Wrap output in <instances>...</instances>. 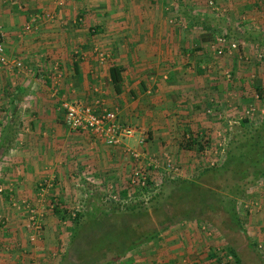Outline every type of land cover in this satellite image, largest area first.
<instances>
[{
  "label": "crops",
  "instance_id": "0c3cea01",
  "mask_svg": "<svg viewBox=\"0 0 264 264\" xmlns=\"http://www.w3.org/2000/svg\"><path fill=\"white\" fill-rule=\"evenodd\" d=\"M66 1L62 14L59 15V10L58 14L53 13L54 15L49 17L47 14L54 9H52L54 0H0V26L5 34L4 42L8 57L20 60L26 68L35 71L42 67L53 69L52 67L61 65L64 67L63 70H69L71 75L68 80L66 78L60 81L62 92L75 93L76 86L79 87L78 92L81 94L78 96L63 94L61 106L65 100L77 101L92 105L100 113L112 109L110 106L118 102L120 122L136 127V133L121 144L108 145L92 132L71 129L64 120L65 128L57 118L60 110L58 98L47 95L50 92L49 86L41 81H34L35 79L28 77L29 74L24 71L14 76L15 70L20 71L22 67L0 64V93H3L6 87L12 86L11 89L18 94L17 97L11 98L13 115L16 114L15 109H19L17 114L21 115L23 127L34 118L36 126L40 123L36 128L25 127L18 138V145L12 141L15 137H11V132L8 133L7 130L0 132V151L13 150L9 148L13 144L16 145V150L22 153L19 154V158L22 159L19 168L14 167L18 169L19 174L14 179L15 183H11L21 196L32 197L41 178L60 174L62 185L66 186V189L69 188L68 195L65 192L61 193L63 186L58 189L61 197L76 196L77 199L80 191L72 187L76 181L71 177L75 176L72 175L76 174L74 170L77 171L78 166L95 170L99 178L98 189L101 191L105 182L113 181V178L120 176L116 172L117 168H121L127 159H132L126 154V147L140 153L144 160L154 154H169L172 158L175 155L177 158L184 155L185 148L181 144L185 140V135L188 136L192 132L202 137L203 130L207 131L211 126L218 124L211 122L210 117H204L202 112L203 105L209 103L208 93L212 87L214 88L211 89V93L216 97L215 107L218 110L215 119L221 118V121L227 118L234 119L231 130L239 129L238 124L246 118L252 121L251 118L256 117L257 119L253 118L256 125L261 122L259 120L264 119L262 114L264 100L256 98L258 91L255 85L256 83L263 88L264 94L262 72L264 65L260 67L261 73L256 75L252 73L256 66L251 64L253 50L256 52V49L262 48L261 51H264V18L261 17L264 5L261 10L259 9L260 12L256 9L264 0L221 1L222 4L228 3L226 8L231 14L240 6L246 8L248 14L244 16L238 14L237 22L234 21L236 18L232 20L233 18L221 15L212 18L215 22H222L228 26L225 31L229 33L227 35L229 40L240 41L239 49L220 57L224 59L216 60L218 77L213 78L215 79L212 82L213 86H210L208 80H203L205 72L203 67L206 66L192 62L187 56V62L179 57L191 47V43L189 31L174 24L175 15L165 13V4L171 0L166 3L161 1L158 5L147 0H120L119 6L117 0H84L76 9L70 5L71 0ZM181 6L191 8L190 4L187 6L179 3V7ZM80 12H86L85 22L92 26L91 29L100 30L92 39L88 37L89 41H85V36L79 33V30L85 31L84 29L74 27L78 19H74L73 15ZM207 15L209 14H204V17L200 14L193 16H196L195 22H200L208 19ZM56 16L58 17L55 18ZM184 16L180 18L182 21H194L191 20V15L187 16L188 18ZM60 23H63L65 28L62 32H59L57 27ZM74 30L78 31L77 35ZM96 36L98 39L103 38V41H97ZM90 41L93 47L98 44L105 51H108L105 48L108 45L117 48L120 59L118 65L126 68L120 93L112 86L110 67L113 63L107 64L98 58L95 52L97 46L95 50L90 49L93 48L91 45L86 47L85 44ZM73 44H77L75 49L72 47ZM74 52L80 54L73 56ZM189 62L191 64L187 66ZM33 81L39 88L38 93L31 97L28 94V86L33 84ZM85 91L86 93H83ZM2 97L5 99L4 95ZM258 108L261 111L258 112ZM245 109L248 110L246 114L248 116L244 114ZM62 112L65 119L63 109ZM33 113L36 114L34 118ZM45 120H48L47 124H44ZM228 129L221 126L223 132ZM184 164L188 165L185 162ZM34 169L42 173L41 176L35 177L36 180L34 176L27 174ZM257 182L264 183V176ZM83 188L85 190L86 186L83 185ZM253 198L256 201L253 202L254 216L251 221L254 225L257 224L255 229L262 226L261 230L264 231V188L250 194L249 200ZM202 229L203 227H196L194 224L168 226L155 238L133 247L118 260L111 259L107 263L211 264L215 262L212 259L214 253L219 252L217 248L219 240L208 239L210 237L203 234L202 243L197 232ZM45 235L47 238L41 242L42 244H47L54 236L48 217ZM37 255L40 258L41 252L34 249L31 256ZM20 259L21 257L17 260L14 257L8 260L10 264H31L30 259L26 263Z\"/></svg>",
  "mask_w": 264,
  "mask_h": 264
},
{
  "label": "rangeland",
  "instance_id": "374dc122",
  "mask_svg": "<svg viewBox=\"0 0 264 264\" xmlns=\"http://www.w3.org/2000/svg\"><path fill=\"white\" fill-rule=\"evenodd\" d=\"M71 1L70 5H73L76 9L84 0ZM147 1L154 4L157 3L158 5L161 1H165L166 3L170 0ZM221 1L223 0H171V2L166 3L168 5L165 4L164 7L165 13L172 16L175 15V25L187 30V32L189 31L188 34L191 47L184 52V55L182 54L179 56L180 59L187 62V57H189L192 62H197L200 66H206V68L203 67V71L205 70L203 80H208L210 86H213L212 82L215 80L213 78L218 77L215 68L216 60L224 59L220 57L226 55V53L219 55L215 46L218 43V38L227 34L225 29L228 27L225 23L215 22V19L212 18L221 15L223 17L233 18L232 20L236 18L234 21L237 22L239 21V19H237L239 18L238 14L242 16L248 14L246 13V8L243 6H240L231 14L229 9L226 8L228 3L222 4ZM246 1L247 0H244L243 2ZM66 3V0H54L52 7V9H54L47 15L52 17L59 10V15L62 14V10ZM179 3L187 6L190 4L191 8L189 9L192 10L193 15L200 14L204 17V14H209L207 15L209 16L207 17L209 20L203 19L196 23L190 20L182 21L183 19L181 20L180 18H182V15H185L189 9L183 6L179 7ZM119 4L120 0H117V6H119ZM262 6L263 3L262 5L260 3L259 8L257 6L256 9L260 12ZM118 8L116 9L117 12L119 11ZM85 14L86 12H80L72 15L74 19H78L74 27H76V29H84L85 31L79 30V33L85 36V41H89L87 38L90 37L92 39L93 35H98V33H100V30L98 28L94 30L91 29L92 26H89V24L85 22ZM262 14L264 15V12ZM262 14L261 17L264 18ZM57 17L58 16L55 18ZM63 25V23L57 25L59 32L65 29ZM260 25L262 26V23ZM74 31L77 35L78 31ZM96 38L97 41H103V38L98 39V36H96ZM91 42L92 41L86 43V47L92 46ZM237 42L239 43L240 41ZM76 46L77 44H73V49H75ZM96 46L98 48L95 50ZM105 48H107L108 51H105L104 48L95 44V46L90 49L95 50L98 58L102 59L105 63H115L118 65L120 59L117 48L110 45ZM261 50L262 48L256 49V52L253 50L251 64L256 66V68L252 73L256 75L261 73L260 67L264 65V59L259 56V53L262 52ZM74 53L73 56H78L80 54ZM9 59L11 61H20L14 58ZM190 64L189 62L187 66ZM23 65L24 63H22L21 66L23 68H21L22 70H15L14 76L24 71L29 74L28 77L34 78V81H41L44 85L49 86L48 91L50 92L47 95L53 96L52 98H58L57 102L60 110L57 113V118L66 128L64 114L61 109L62 96L63 94L67 96H71L72 94L73 96H78V94H80L78 92L79 87L76 86L75 93L62 92L63 89H60V81L66 78L68 80L71 76L69 70H63L64 67L56 65V67H52L53 69L50 67L41 68L40 66L39 68L41 69L35 71ZM46 65H48V63H46ZM125 69L126 68H123V72ZM262 72L264 73V70ZM230 79L232 80L233 76ZM34 81L33 84L29 83L30 86H28V94L31 95V97L34 96L33 94L38 93L37 90L39 88ZM11 88L12 86L6 87L5 91L0 93V132L6 130L8 133L11 132V137H15L12 141L17 144L18 138L21 137L20 133L23 132L25 127L31 126L36 128L39 127L40 123H37L36 126V119L34 118L36 114L33 113L32 118L34 119L26 122L23 127V120H20L21 115L17 114L19 113V109H15L14 112L16 114H14L15 116L13 115L11 111L14 107L12 106L13 103L11 98L17 97L18 94ZM95 88L96 86H94V90ZM211 89L208 93L209 98L207 99L209 103L203 105L202 112L204 117H210L211 119H207H210L211 122H218V124L211 126L207 131L203 130L202 137L200 135H194L192 132L188 136L185 135V137L192 136L198 143L192 149L184 147V155H180L178 158L175 157L176 155L173 157V160L182 169V173L176 176V179H171L168 177L169 175H165V170L163 169L164 155H149V157L147 156L144 160L140 153L126 147V154H129L132 159H127L124 161L125 164L122 163L121 168H117L116 172L119 173L120 176L113 178V181L105 182L101 187V191L98 189L100 186L98 181L99 178L96 176L95 170L92 168L84 169L82 166H78L77 171L76 169L74 170L76 174L72 175L75 176L71 177V179H75L76 181L72 184V187L78 188L80 191L77 199L76 196L73 198H70V196H68V198L61 197L58 189H61V186H63L61 193L65 192V194H67L69 188L66 189V186L62 185L60 174L56 176H54L55 174L51 175L49 178L40 177L41 179L37 182L36 191L33 196L27 197L18 194L17 188L11 184L12 182L15 183L14 179L19 174L18 169L14 167L19 168L22 161V159L19 158V154L22 153L16 150V145L13 144L9 147L10 149L13 148V150L0 151V264H10L8 259H13L14 257L16 260L21 257L20 260L24 263L29 262L30 259L31 264H110L107 262L115 258L114 249L119 248H116L119 243L118 240L111 242L112 244L109 242V240H112L113 234L118 235L116 238H119L121 243L122 241H126L122 246L125 247L128 243L137 240L138 237L144 238L151 234V232L163 231L168 226H185L186 224H194L196 227H203L202 230L197 231L199 237H201L202 243L204 242L203 234L210 237L208 239L215 238L219 240V244L217 245L219 252L214 253L215 258L213 257L212 259L215 260V262L211 264H239L232 249L237 251L241 262L240 264H264V231L261 230V225L258 229L254 228L257 224L254 225L251 220L254 216L253 202L256 200L254 198L249 200L250 194H253L256 190L262 191L264 183L257 181L252 183L249 182L250 179L245 182L246 187H249L248 191L243 197L239 198L237 202L231 203V206H237L240 223H242L241 227L244 231L241 229L231 230L222 223V221H225V218H227L224 205L227 206L229 203L223 204L222 201H220L222 198V200L228 198L229 195L226 193L217 197L218 195L214 193V191H216L215 184L217 181L213 180L209 173L203 174L206 170L222 166L227 161L231 142L238 138L244 131L243 126L240 127L241 124H238L239 129L236 131L231 130L234 121L232 118L223 119V121H221V118L215 119L217 116L216 112H218L217 107H215V103L217 102L215 101L216 97L214 93H211ZM23 92H21V94H25ZM83 93H86V91ZM257 93L258 95L256 94V98L264 100V94L260 95L259 92ZM2 95L5 96V99H3ZM110 108L117 110L119 114L118 102H116L114 106H110ZM259 111H261V109L258 108V112ZM247 112L248 110L245 109V116H248L246 115ZM262 114L264 118V113ZM253 118L257 119L256 117L251 118L252 121L248 122L246 125L248 129L256 126V120ZM203 120H205V118ZM263 120L259 121L262 122ZM47 123L48 120H45L44 124ZM219 126L220 128H218ZM221 126L229 128L228 131H221ZM134 128L136 129V127ZM179 153L182 154V152ZM185 154H188V156H185ZM184 162L188 163V165H185ZM137 168H145L157 181L159 186L158 193L150 200L144 199L139 192L132 194L131 198L129 197V188H131L130 179ZM27 174L31 177L34 176L35 180L36 176L42 175L38 169H34ZM114 175L116 176L115 171ZM227 178L228 177L225 176V179ZM262 178L263 177L259 179L261 180ZM194 182L199 185L192 184ZM203 183L208 186L205 191H203ZM83 185L86 186L85 190ZM200 185L202 187H200ZM89 189L91 190L89 191ZM225 189V191L228 192L231 187ZM82 191L83 194H81ZM124 191H126L127 195H122ZM109 192L118 194L121 196V199H126V204L121 205L119 203L106 202L105 199L109 195ZM138 200L143 201L140 202ZM130 204H139V206H136L135 209H128V206H131ZM217 204H219L218 206L223 205V207L219 209L215 207L216 211L211 212V218H207L206 214L210 212L209 208L213 205L217 206ZM56 207L59 208V212L55 211ZM47 217L51 222V231L54 235L48 242L51 245L48 243H41L47 238L45 235ZM127 240L129 241L127 242ZM220 241L222 243H220ZM15 243L17 245H15ZM251 243L254 244L255 247H251ZM110 248L112 250H110ZM34 249H38V251L41 252L40 258H38V255L34 257L31 256ZM12 254H16V256L13 257Z\"/></svg>",
  "mask_w": 264,
  "mask_h": 264
},
{
  "label": "trees",
  "instance_id": "16d2710c",
  "mask_svg": "<svg viewBox=\"0 0 264 264\" xmlns=\"http://www.w3.org/2000/svg\"><path fill=\"white\" fill-rule=\"evenodd\" d=\"M191 15V20H194L195 17L193 16L192 11H187L185 13V18H188L187 16ZM229 33H227L225 36L227 37ZM110 73H111V79L114 86V89L117 93H120L122 91V81H123V67L113 64L110 67ZM257 91L260 95L263 94L262 88L257 86L258 84H255ZM250 122V118H246L242 120L241 126H243L244 131L236 138L233 142H231L230 150L228 153L227 161L222 165L214 168H210L206 170L203 174L209 173L213 180H216L217 183L215 184V190L214 193H216L219 197L222 194L228 193L229 197L220 201H222L223 204H227L225 207V213L226 217L225 221H222L223 224L226 225L231 230H243L241 227L242 223H240V216L238 214L237 206H231V203L237 202V200L248 191L249 187H246L247 180L250 179L249 182H256L259 178L264 176V120L259 124L256 125L254 128L248 129L246 127L247 123ZM185 142L181 144L185 148H194L195 145H197L198 141L196 139H193L192 136L185 137ZM236 142V143H235ZM227 171V172H226ZM230 174V175H228ZM225 176L228 178L225 179ZM192 184H197L196 182ZM200 187H202L200 185ZM199 187V188H200ZM206 184L203 183V191L207 189ZM231 187V189L227 192L225 191V188ZM213 191V190H212ZM220 193V194H219ZM126 193L123 192L122 195H125ZM127 195V194H126ZM131 206H128V209H135L136 206H139V204H130ZM219 204L213 205L209 208V213L206 214L207 218H211V212L216 211V209H219L222 206H218ZM132 207V208H129ZM216 207V209H215ZM55 211L59 212V208L56 207ZM167 228V227H166ZM246 232V230H245ZM160 232H151V234L145 236L144 238L138 237L137 240H134L131 243H128L127 246L122 247L126 241H122L118 237V235H112V240L109 242H114L118 240V246L119 248L114 249L115 250V258L113 260H118L119 258L123 257L130 249L133 247L143 243L144 241L151 240L155 238ZM107 237V236H106ZM125 238V237H124ZM129 239V238H127ZM129 240H127L128 242ZM109 243V244H110ZM112 244V243H111ZM251 247H255L254 244L251 243ZM122 247V248H121ZM108 248V247H107ZM110 250H112L110 248ZM234 255L237 257V261L240 262L239 255L235 249H232ZM67 256V255H66ZM67 259V258H66Z\"/></svg>",
  "mask_w": 264,
  "mask_h": 264
},
{
  "label": "built area",
  "instance_id": "2783aa9c",
  "mask_svg": "<svg viewBox=\"0 0 264 264\" xmlns=\"http://www.w3.org/2000/svg\"><path fill=\"white\" fill-rule=\"evenodd\" d=\"M4 37L5 34L0 26V64H12L20 68L22 66L21 61H11L9 59ZM215 47L218 54L223 55L239 49V43L236 40L229 41L226 36H221L218 38V43ZM259 56L264 59V51L260 52ZM62 109L65 112V121L71 129L92 132L108 145L121 144L123 140L132 138L136 133V129L133 126L120 122L118 111L114 109H106L99 113L92 105L70 100H65L62 103ZM163 160L165 175H169L168 177L171 179H176V176L182 173L180 166L176 164L169 154H165ZM130 187V198L132 194L139 192L147 200L153 198L158 193L159 188L157 181L145 168H137L134 171L130 179ZM105 200L109 203L126 204V199H121V196L113 192H109ZM142 201L140 200V202Z\"/></svg>",
  "mask_w": 264,
  "mask_h": 264
}]
</instances>
